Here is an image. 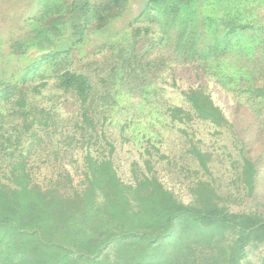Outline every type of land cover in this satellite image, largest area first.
Wrapping results in <instances>:
<instances>
[{"label": "trees", "instance_id": "obj_1", "mask_svg": "<svg viewBox=\"0 0 264 264\" xmlns=\"http://www.w3.org/2000/svg\"><path fill=\"white\" fill-rule=\"evenodd\" d=\"M125 2L63 0L53 11L39 7L31 18L52 31L54 22L69 18L81 38L84 30L104 28ZM200 5V0H147V8L187 23L199 19ZM249 28L255 29L233 23L225 36H241ZM257 29L264 35V26ZM156 36L150 26L136 25L125 52L124 45L116 53L105 51L102 59L67 66L54 61L59 52L47 53L42 59H53V82H0V118L6 109L20 119L6 135L0 130V264H251L248 255L255 251L261 252L258 264H264V205H245L255 199L259 166L243 147L231 162L233 190L216 183L212 153L185 128H179L187 137L179 160L151 145L155 153L145 148L144 169L134 162L131 181L118 175L103 114L115 103L105 69L110 65L114 74L120 59L125 79L137 67L150 71L156 63L139 56V45L154 46ZM251 47L250 41L246 49ZM248 88L264 100V69ZM180 94L183 105L164 109L169 121H201L217 134L233 129L202 85ZM67 103L74 113L63 116L60 108ZM163 159L181 174L187 201L160 179L155 165Z\"/></svg>", "mask_w": 264, "mask_h": 264}, {"label": "rangeland", "instance_id": "obj_2", "mask_svg": "<svg viewBox=\"0 0 264 264\" xmlns=\"http://www.w3.org/2000/svg\"><path fill=\"white\" fill-rule=\"evenodd\" d=\"M62 1L40 0L38 4L37 0H0V82L51 83L56 73L53 59L67 66L80 59H102L105 51L116 53L124 45L125 52L130 46L132 27L150 26L157 35L156 43L150 47L139 45V56L156 63L149 67L150 71L137 67L125 79L123 70H119L120 59L114 74L110 65L105 69L107 87L115 103L107 106L103 114L115 147L113 162L118 175L125 182L131 181L134 162L144 169L145 148L155 153L151 145L170 160H179L187 138L179 128H185L189 136L200 141L198 145L203 150L212 153L210 166L216 183L231 190V162L238 158V147H243L244 153L259 166L255 199L245 205L260 207L257 201L264 205V100L253 97L248 88L254 76L264 69V35L257 29L264 26V0H200L199 19L188 23L147 8V0H126L121 12L104 28L84 30L81 38L74 35L69 18L65 23L54 22L55 31L31 18L39 7L53 11ZM213 17L219 19L215 25L210 22ZM233 23H248L255 29L226 37ZM213 29L217 32L215 37ZM259 35L262 39H258ZM250 41L252 47L246 49ZM14 44H18V49L12 47ZM56 52L59 56L42 59L45 54ZM197 85L210 92L233 122L232 130L223 129L217 134L211 125L201 121H169L165 107L183 105L180 91ZM60 111L63 116L71 115L73 105L67 103ZM1 115L0 130L6 135L20 119L6 109ZM155 168L164 185L187 201L186 190L179 182L181 174L177 175L166 159ZM260 253L248 255L251 264H258Z\"/></svg>", "mask_w": 264, "mask_h": 264}]
</instances>
